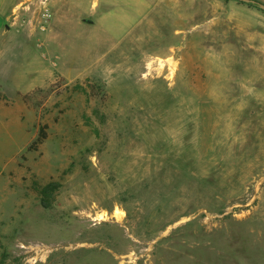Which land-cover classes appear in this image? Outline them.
<instances>
[{
  "label": "rangeland",
  "instance_id": "374dc122",
  "mask_svg": "<svg viewBox=\"0 0 264 264\" xmlns=\"http://www.w3.org/2000/svg\"><path fill=\"white\" fill-rule=\"evenodd\" d=\"M50 1L0 88V264H264V11Z\"/></svg>",
  "mask_w": 264,
  "mask_h": 264
},
{
  "label": "crops",
  "instance_id": "0c3cea01",
  "mask_svg": "<svg viewBox=\"0 0 264 264\" xmlns=\"http://www.w3.org/2000/svg\"><path fill=\"white\" fill-rule=\"evenodd\" d=\"M104 4L111 10L115 6V1L105 0ZM138 4L140 5V3ZM108 16L106 15L104 19ZM8 19L7 0H0V88L8 83H16L22 86L20 88L22 90L23 84L31 81L33 77L38 78L39 72L42 71L39 70L40 63L37 64L34 60L37 54L26 43V40L30 37V33L25 31L19 34L13 33L11 27L8 25ZM55 21L56 17L53 19V26L55 25ZM25 67L28 68L27 71L24 70ZM17 111L21 113L20 111L22 110L20 107H16ZM7 112L8 109L0 102V117L6 116Z\"/></svg>",
  "mask_w": 264,
  "mask_h": 264
},
{
  "label": "built area",
  "instance_id": "2783aa9c",
  "mask_svg": "<svg viewBox=\"0 0 264 264\" xmlns=\"http://www.w3.org/2000/svg\"><path fill=\"white\" fill-rule=\"evenodd\" d=\"M11 27L18 31L32 27L40 34L46 33L51 25L53 13L50 0H26L12 11Z\"/></svg>",
  "mask_w": 264,
  "mask_h": 264
},
{
  "label": "trees",
  "instance_id": "16d2710c",
  "mask_svg": "<svg viewBox=\"0 0 264 264\" xmlns=\"http://www.w3.org/2000/svg\"><path fill=\"white\" fill-rule=\"evenodd\" d=\"M44 138L38 137L35 141V144H40ZM58 188V185L48 184L45 187L39 189V194L43 202L48 201V198L53 192Z\"/></svg>",
  "mask_w": 264,
  "mask_h": 264
},
{
  "label": "water",
  "instance_id": "95a60500",
  "mask_svg": "<svg viewBox=\"0 0 264 264\" xmlns=\"http://www.w3.org/2000/svg\"><path fill=\"white\" fill-rule=\"evenodd\" d=\"M235 1H241L243 3L256 5L259 9H261L262 11H264V4H261L259 2L254 1V0H235Z\"/></svg>",
  "mask_w": 264,
  "mask_h": 264
},
{
  "label": "bare ground",
  "instance_id": "6f19581e",
  "mask_svg": "<svg viewBox=\"0 0 264 264\" xmlns=\"http://www.w3.org/2000/svg\"><path fill=\"white\" fill-rule=\"evenodd\" d=\"M116 214H119V215H120V212H119V211H117V212H116Z\"/></svg>",
  "mask_w": 264,
  "mask_h": 264
}]
</instances>
